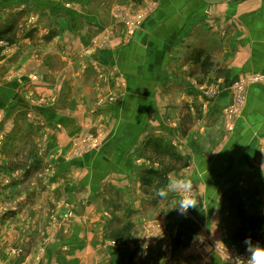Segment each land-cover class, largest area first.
<instances>
[{"label": "crops", "instance_id": "crops-1", "mask_svg": "<svg viewBox=\"0 0 264 264\" xmlns=\"http://www.w3.org/2000/svg\"><path fill=\"white\" fill-rule=\"evenodd\" d=\"M136 1L139 10L144 3L153 5L149 4L151 10L132 40L119 48L105 50L101 56H87L82 60L78 53L87 48L93 34L101 30L102 25L107 27L113 23L114 0H45L47 8L53 6L44 17L46 29L43 33L58 29L62 34L48 47H40L45 52L37 58L38 72L44 77L43 84L40 78L39 90L46 93L42 95H51L55 103L53 107L42 106L35 111L42 114L45 126L55 125L61 129L58 130L62 134L53 137L55 158L65 151V148H56L59 139L64 140L63 132H81L86 122L102 133L104 144L100 154L88 158L85 171L68 166L71 162L66 163L65 171L69 172L64 179L70 173L87 175L90 202L86 203L88 216L85 221L96 230L112 227L124 217H136L135 231L138 233L135 232L132 241L140 243V249L120 247L113 250V258L117 259L113 264H233L231 259L210 249L207 253L193 252L189 248L172 252V247L168 249L167 246L178 236L196 244H228L238 236L234 228L240 226L241 221L245 229L261 231L260 225L253 229L251 222L261 219L264 223V0L232 3ZM99 74L108 78V85L101 87L103 92L96 91L99 82L95 77ZM241 76L258 79V83L247 88L243 116L236 120L230 118L227 110L235 99L232 85ZM16 83L10 85L8 93L18 98V93L13 91L20 86ZM206 86L215 87L217 94L211 98L204 94ZM108 93L115 95V103L106 101L105 106L95 109L97 99H106ZM7 103L0 98V104ZM84 109L89 110L85 119ZM19 130L16 122L6 128V135L16 139L14 144H8L9 147L24 143ZM27 131L22 133L25 138L31 136ZM3 149L5 151L0 150V163L11 160L17 152L6 146ZM150 155L155 158L166 155L167 161L168 158L181 161V168L170 171L158 161L150 163L153 159L147 160ZM61 171L49 181L55 188L48 191L55 189V193L61 189L62 192L60 179L64 170ZM163 174L169 179L164 188L171 179L192 181L197 207L189 216L178 215L179 192L170 191L167 197L161 198L156 190V198L154 195L147 197L145 189L156 188L153 178ZM114 179L119 184H112V188L129 206L116 205L115 211L112 208L108 213L105 206L95 205L104 194L97 183L100 180L114 183ZM144 179L151 182L143 183ZM122 180L126 182L122 184ZM132 180L135 187L130 186ZM78 189V186L65 188L69 197L80 198L82 194ZM161 199L172 206L171 210L160 218L148 220L145 215L157 210ZM41 217L42 213L34 219L39 221L29 223L26 239V244L49 243L45 247L46 259L41 264H88L95 258H103L105 251L101 253L98 248L93 251L87 245L103 242L104 235L95 238L93 229L92 234L82 235L74 229L79 222L73 221L68 232L54 228L44 240L43 227L47 223L45 218L40 220ZM164 224L171 233L160 237L162 247L152 248L142 257V245L149 243L154 235L159 237ZM189 225L196 226V233L190 236L189 230L186 237ZM253 231L250 233H256ZM12 244L13 239L8 234L0 236V264H16L13 255V260L3 258ZM35 249H26V264H33L38 257L39 251Z\"/></svg>", "mask_w": 264, "mask_h": 264}, {"label": "rangeland", "instance_id": "rangeland-1", "mask_svg": "<svg viewBox=\"0 0 264 264\" xmlns=\"http://www.w3.org/2000/svg\"><path fill=\"white\" fill-rule=\"evenodd\" d=\"M114 2V6H112L113 23L107 27L101 24L106 30L102 28L93 34L92 38L88 41L87 48L78 53L80 59L84 60L87 56L96 58L105 50L119 48L129 43L143 26L148 11L151 10L149 4L153 5L150 2L144 3L142 9L139 10L140 7H138L136 0H114ZM152 2L154 1L152 0ZM46 5L45 0H0V98L8 102L7 104H0V148H2L0 150L5 151L3 148L6 146L9 150L17 151L11 160L0 163V236L3 237L8 234L11 240L13 239L12 246L7 248L5 257L3 258L9 260L12 259L11 255H13L16 258V264H26V249L31 250L32 247L35 249V246V250L39 251V253L38 257L33 260V264H41L44 262L46 259L44 257L46 253L45 247L49 243L38 244V242H33L30 244V242L26 244V239L29 237L27 234L30 231L29 223L39 221L34 219L42 213L43 218L41 217L40 220L43 221L46 219L45 221L47 223L43 227L45 231L44 240L46 238L48 239L49 232L54 228L60 229L62 233L65 231L68 232V226L73 221H77L81 226L78 225L74 229L80 231L82 235L85 234L86 236V233L89 232L92 234V229L94 230L95 238L104 235L103 242L99 240L87 245L93 251L97 248L101 253L105 251L103 258H95L94 262L90 261L88 264H113L117 262V259L113 258L115 257L113 250H117L120 247L140 249V243H134L132 241V236L136 232V222L134 221L136 217L134 215L127 219L124 217L125 220L120 219L119 223L112 227H104L103 229L99 228L96 230L93 225L90 226L88 221H85L88 216V206L86 203L90 202L88 198L90 182L87 179V175L84 173L72 175L70 173L64 179L65 174L69 172L65 171L66 163L71 162L68 166L78 167L85 171L88 168L89 156L95 158L98 153L100 154L104 144L102 141V133L96 131L91 123H88V126L86 122H84L81 132H63L64 140L59 139L60 144L56 148L59 150L65 148V151L59 153V156L55 158L54 156L57 153L55 152V141L53 137L62 134L59 131L61 129L57 126L55 127V125L48 124V126H45L43 124L44 120H41L42 114L35 111L42 106L52 105L53 107L55 103V99L51 95H42L46 93L44 91L40 93L39 90L41 79L42 84L44 83V77H40V73L38 72L37 58L45 52L40 47H48L53 41L60 38L62 34L58 29H51L47 33H43V30L46 29L44 17L50 13L53 4L50 8H47ZM74 7L77 8V6ZM42 33L45 34L44 37ZM84 44L86 46L85 40ZM208 56L212 57L213 53H208ZM32 63L34 64L32 65ZM29 65H32V69H30L31 67ZM95 78L97 79V83L99 82L96 91L103 92L101 91V87L108 85V83L106 84L108 78H103V74H99ZM257 80L241 76L233 83L232 90L235 99L233 105L227 110L230 118L236 120L242 118L243 110L247 104L246 90L250 85L258 83L256 82ZM15 82L20 85L13 90L18 93V98L14 96L15 94L8 93L11 90L10 85ZM203 93L211 98L217 94V91L215 87L206 86L203 88ZM115 100L116 97L112 93L106 99H97L95 109L105 106L106 101L109 104H113ZM88 112L84 109L83 119L86 118ZM79 114L82 115V113ZM14 122H16V125L20 129V139H25V141L24 143L18 142L13 148L9 147L8 144H14L16 139H12L13 137L8 134L6 135V132H8L6 128L14 124ZM26 129L28 130L26 133L31 135L27 137L28 141H26L27 138L22 134L23 130L26 131ZM165 156L155 158L150 155L146 158L148 161L153 158L150 160V163L151 161H158L161 166L167 167L170 171L181 168V161H171L172 158H168L167 161ZM150 163L148 162V164ZM61 170H64L63 176L60 179L62 192L61 189H58L55 193H53L55 189L48 191L50 188H55V184L52 186V184H49V181H52L60 172H63ZM82 180H84L83 182L85 184H82ZM153 180L157 183L156 188L151 187L145 189V191L148 193L147 197L154 195L153 197L156 198V190L159 191L161 188H164L169 179L167 180L166 175L163 174L158 175ZM122 181V184L126 182V180ZM118 182L114 179V183H102L101 180L97 183L98 185L100 184L99 188L100 190L103 189L104 193L100 197V200L96 202L97 204H95L99 205L97 206L98 208L105 206L109 213L112 208L115 211L116 205L129 206L128 203L124 202V198L112 188V184H119ZM150 182V179H144L143 183ZM45 183L48 186H43ZM71 186H78V191L82 194L80 198L74 196L69 197L70 195L66 192L65 188L69 189ZM130 186L135 187L134 180L131 181ZM183 195L181 193V199ZM191 195L195 197L193 191ZM27 203H30L29 207H26ZM171 208L172 206L166 204L164 199H161L157 210H150L145 216L148 220L154 219L155 217L160 218L162 214L170 211ZM26 209L28 210L27 212ZM192 209L190 208L186 214H182L178 210V215L189 216L192 213ZM26 220L28 221L26 222ZM188 228L186 230V237L189 236V230H191L190 236H193L192 233H196V226L189 225ZM245 228L243 221L240 222V226L234 228L238 230V236L235 239L232 237V243L200 242V244H196V242L190 243L188 238L183 239V236H178L174 243L168 244L167 248L172 247V252L182 248H189L190 251L191 249L193 252L195 250H201L203 253H207L208 249H210L213 253L230 258V262L234 264L236 257H246L248 255L245 251L244 244L246 238H251L253 243L258 242L261 246H264V239L260 238L261 231L257 232L251 229V232L256 233H250ZM38 229H42V226H38ZM160 231L159 237L154 235L149 243L142 245V257L152 248H161L162 242L160 237L171 233V230L166 227V224L160 227ZM226 251L231 254H226ZM64 261L67 262L68 260L65 259Z\"/></svg>", "mask_w": 264, "mask_h": 264}, {"label": "clouds", "instance_id": "clouds-1", "mask_svg": "<svg viewBox=\"0 0 264 264\" xmlns=\"http://www.w3.org/2000/svg\"><path fill=\"white\" fill-rule=\"evenodd\" d=\"M192 188L193 184L190 179H171L167 188H161L157 194L161 198L167 197L170 191L184 194L177 208L182 214H186L190 208L197 207V199L191 195ZM244 244L248 255L236 257L234 264H264V246L258 242L253 243L251 238H246Z\"/></svg>", "mask_w": 264, "mask_h": 264}, {"label": "trees", "instance_id": "trees-1", "mask_svg": "<svg viewBox=\"0 0 264 264\" xmlns=\"http://www.w3.org/2000/svg\"><path fill=\"white\" fill-rule=\"evenodd\" d=\"M91 157L89 156V159H90ZM252 224V226H253V229L254 228H258V225H260V229H261V235H260V238H262V239H264V223H262V221H261V219H255V220H253V222H251ZM189 224V222H187L186 223V225H188Z\"/></svg>", "mask_w": 264, "mask_h": 264}, {"label": "water", "instance_id": "water-1", "mask_svg": "<svg viewBox=\"0 0 264 264\" xmlns=\"http://www.w3.org/2000/svg\"><path fill=\"white\" fill-rule=\"evenodd\" d=\"M209 3H232L240 0H206Z\"/></svg>", "mask_w": 264, "mask_h": 264}, {"label": "built area", "instance_id": "built-area-1", "mask_svg": "<svg viewBox=\"0 0 264 264\" xmlns=\"http://www.w3.org/2000/svg\"><path fill=\"white\" fill-rule=\"evenodd\" d=\"M227 250H228V249H227ZM226 254L230 255L231 253H229V252L226 251ZM229 259H230V258H229Z\"/></svg>", "mask_w": 264, "mask_h": 264}]
</instances>
